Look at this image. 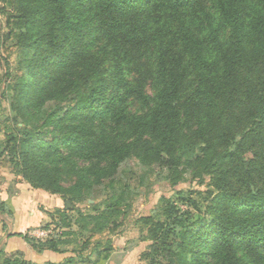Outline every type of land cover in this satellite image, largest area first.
<instances>
[{
  "label": "trees",
  "instance_id": "16d2710c",
  "mask_svg": "<svg viewBox=\"0 0 264 264\" xmlns=\"http://www.w3.org/2000/svg\"><path fill=\"white\" fill-rule=\"evenodd\" d=\"M7 1L0 12L23 69L12 87L22 121L8 139L11 159L32 187L71 195L54 213L62 232L25 242L65 254L117 231L123 192L104 209L74 205L94 196L101 162L116 170L141 147L139 157L161 163L173 185L190 158L213 187L181 191L185 209L164 199L139 220L153 241L148 264H264V0L253 17L255 0H211L218 21L207 25L194 15L198 0ZM156 13L176 23V40ZM147 54L152 86L134 66ZM201 204L208 222L194 215ZM102 247L108 257L112 240ZM3 264L32 263L14 252Z\"/></svg>",
  "mask_w": 264,
  "mask_h": 264
},
{
  "label": "rangeland",
  "instance_id": "374dc122",
  "mask_svg": "<svg viewBox=\"0 0 264 264\" xmlns=\"http://www.w3.org/2000/svg\"><path fill=\"white\" fill-rule=\"evenodd\" d=\"M197 3L200 7L195 8L194 15H199L204 24L207 25L211 20L218 21L217 9L211 0H198ZM7 4V0H0V10ZM255 4L260 5L248 10L251 17L256 15L258 8H263V4L258 0H255ZM202 11L206 12L205 17L202 16ZM156 14L164 21L162 33L169 37L174 36L176 40V23L166 21L168 19L166 14ZM6 16L0 12V252L4 251L3 256L0 257V264H3L5 254L14 252H18L24 261L32 264L54 263L58 262V259L48 256L37 257L35 255L37 252L25 242L23 236L39 240L58 236L62 230L57 229V217L54 213L56 209L65 207L66 200L71 198V195L62 197L32 187L19 174V169L11 159L8 139L12 129L20 126L22 121L12 87L16 84V78L23 73V69L18 64L19 51L10 43L14 32L11 31L12 26ZM137 59L135 69L141 70V74L137 76L142 77L144 74L148 86H152L150 83L153 78V59L149 54L142 57L137 55ZM151 90L153 87L149 90L152 93ZM131 105L133 112L143 110L137 101H133ZM140 150L141 147H138L135 153L116 170L101 162L99 172L101 168L105 170L103 174L101 172L98 174V178L101 179L95 186L94 196L74 205L84 212H91L92 208L89 204L104 209L112 194L119 196L123 192L124 200L121 202V207L125 211V217L121 227L113 233L95 234L91 238L81 239L77 245L68 246V253L58 254L60 262L73 258V264H148L145 255L151 250L153 241L147 238V232L142 230L139 220L151 214L156 215V208L164 199H169L181 209H185L186 205L181 202L179 195L181 191L213 189L210 177L202 175L194 159H184L183 179L177 185H173L161 163L139 157ZM61 177L64 187H70L75 182V176L67 171L63 172V169ZM194 212L197 220L205 222L211 220L206 204H201L200 212ZM75 214L76 210L72 211V215ZM107 239L112 240V250L108 257H106L107 252L104 251L105 247H102Z\"/></svg>",
  "mask_w": 264,
  "mask_h": 264
},
{
  "label": "crops",
  "instance_id": "0c3cea01",
  "mask_svg": "<svg viewBox=\"0 0 264 264\" xmlns=\"http://www.w3.org/2000/svg\"><path fill=\"white\" fill-rule=\"evenodd\" d=\"M35 255L39 258H41L42 256H48V257L56 258V259H58L57 261L60 262V260L58 258V254L51 252V251H45L44 253H37ZM58 262H54V263H58Z\"/></svg>",
  "mask_w": 264,
  "mask_h": 264
}]
</instances>
